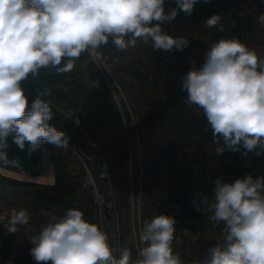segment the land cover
<instances>
[{
    "label": "trees",
    "instance_id": "trees-1",
    "mask_svg": "<svg viewBox=\"0 0 264 264\" xmlns=\"http://www.w3.org/2000/svg\"><path fill=\"white\" fill-rule=\"evenodd\" d=\"M164 8L170 12L176 8V0H165ZM178 12L186 17V27L174 26L171 21L162 28L189 41L183 50L155 51L151 42L144 45L138 41L135 48L117 52L110 39L100 49L105 68L84 53L71 72L41 69L38 77L29 74L21 86L30 106L47 91L49 95L41 98L53 109L49 123L69 134L84 155L99 163L105 217L110 226L118 228L119 249L128 248L135 259L144 246L139 240L144 222L163 214L176 220L179 243L173 242L174 251L180 253L184 264H194L221 241L224 227L210 219L202 198H214L217 179L233 182L247 175L264 177V150L246 152L241 145L239 151L225 148L217 154L203 109L187 102L183 77L193 67H202L207 51L221 38L238 39L264 57V25L257 23L258 16L264 14V0H198L190 15ZM214 14L221 16L222 32L205 25ZM191 52L195 59L187 68L178 71L172 66L158 80L160 66L174 57L187 62L184 58ZM106 71L118 86H110L112 79ZM118 89L122 97L117 96ZM220 142L223 144L222 138ZM42 145L54 164L53 183L20 180L0 171V210L7 212L0 226L3 255L12 257L15 264H37L30 253L34 246L30 238L50 219L45 213L61 218L72 208L98 224L113 246L111 232L102 224L101 198L99 202L95 193L98 188L88 180V171L94 177L93 166L69 141L67 147ZM139 187L143 203L137 226L133 203ZM21 208L28 210L29 224L10 233L8 219L12 211Z\"/></svg>",
    "mask_w": 264,
    "mask_h": 264
},
{
    "label": "clouds",
    "instance_id": "clouds-1",
    "mask_svg": "<svg viewBox=\"0 0 264 264\" xmlns=\"http://www.w3.org/2000/svg\"><path fill=\"white\" fill-rule=\"evenodd\" d=\"M198 0H176L166 12L165 0H0V162L9 160L7 138L29 152L47 142L67 147L68 137L50 124L53 109L44 91L28 109L21 86L31 74L53 68L71 72L76 60L87 53L103 59L100 49L109 40L117 52L135 48L138 41L155 51L183 50L189 41L173 37L162 25L178 11L191 14ZM264 25V14L257 18ZM206 27L223 31L220 15L206 20ZM187 102L203 109L211 126L215 152L264 150V57L238 39L221 38L211 45L202 67L183 77ZM223 140V144L220 142ZM257 155L260 151H257ZM210 219L223 224L222 239L194 264H264V177L247 175L233 182L215 181L214 198L203 197ZM197 210L201 208L198 205ZM50 219L30 238V253L37 264H184L174 251L176 238L172 216L156 215L145 221L139 240L144 246L135 259L128 248L117 251L109 236L78 208ZM27 209L15 211L6 224L17 233L29 224Z\"/></svg>",
    "mask_w": 264,
    "mask_h": 264
},
{
    "label": "crops",
    "instance_id": "crops-1",
    "mask_svg": "<svg viewBox=\"0 0 264 264\" xmlns=\"http://www.w3.org/2000/svg\"><path fill=\"white\" fill-rule=\"evenodd\" d=\"M8 148L5 150L9 160H15V166L0 162V171L10 177L39 183H52L54 180V164L50 152L41 146L36 152H20V148L13 142L12 136L7 138ZM27 149L29 145L26 142ZM2 221L4 213L0 210ZM0 264H15L12 257H6L0 252Z\"/></svg>",
    "mask_w": 264,
    "mask_h": 264
},
{
    "label": "rangeland",
    "instance_id": "rangeland-1",
    "mask_svg": "<svg viewBox=\"0 0 264 264\" xmlns=\"http://www.w3.org/2000/svg\"><path fill=\"white\" fill-rule=\"evenodd\" d=\"M173 22H174V26L181 27V26H184L185 25V23L187 22V19H186V17H184L182 14H180L178 12V15L175 17V19L173 20ZM184 27H186V26H184ZM193 53L194 52H191L190 55H188L187 57L184 58V60H187V62L183 61L181 59V57H174V58L170 59V61H169V63L167 65L160 66L158 68L159 69L158 75H157L158 80L163 79L164 74L167 73V72H169V69L172 66H174L176 69H178V71L187 68V65L189 64L188 62H193L194 59H195ZM95 62L97 63V65L100 68H105L106 67L105 63L103 61H101V60H96ZM106 72H108L110 74L109 76L112 79V82L109 81L110 86L111 85L112 86L113 85L118 86V84H117L116 80L114 79V77L112 76L111 72L110 71H106ZM141 88H142V83H141ZM118 91L119 92H118V95L117 96L118 97H122L123 96L122 91L120 89H118ZM75 122H78V121L75 119ZM23 151L24 152H29V149H27V145H25V148L23 150H20V152H23ZM36 151H38V150L36 149L34 152H36ZM89 173H91V172L89 171ZM91 175H92V173H91ZM88 180H90V181L93 182V179L92 178H89ZM53 182H54V180L52 181V183ZM47 184H49V183L47 182ZM140 192H141V190H140V187H139L137 198H136V195H135V197H134V203H133L134 204V210L137 208V212H138V215H137V212H134V213H136V225L137 226L139 225L140 209H141V205L143 203V197L141 196V193ZM95 193H96L97 199L100 202L101 196L99 194V191L96 188H95ZM135 194H136V191H135ZM13 213H14V211H12V214ZM4 215L6 216L7 215V212H4ZM1 224H2V216L0 215V226H1ZM139 233H140V231H139Z\"/></svg>",
    "mask_w": 264,
    "mask_h": 264
},
{
    "label": "water",
    "instance_id": "water-1",
    "mask_svg": "<svg viewBox=\"0 0 264 264\" xmlns=\"http://www.w3.org/2000/svg\"><path fill=\"white\" fill-rule=\"evenodd\" d=\"M31 106L28 103V108H30ZM58 130V129H57ZM65 133V132H64ZM66 136L68 137V141L72 144L75 152H77V154H79L82 158H84L85 160H87L94 168L95 173H94V177H93V183L95 186H97L99 194L101 196V204H100V216H101V220H102V224L109 229V231L111 232L112 238H113V247L115 249H117V251L119 250V231L117 226H110L106 220L105 217V212H104V205H105V200H106V196H105V192L104 189L102 187V185L99 184V177L101 174V167L99 165V163L89 157H87L86 155H84L81 150L79 149L76 141L67 133H65Z\"/></svg>",
    "mask_w": 264,
    "mask_h": 264
},
{
    "label": "built area",
    "instance_id": "built-area-1",
    "mask_svg": "<svg viewBox=\"0 0 264 264\" xmlns=\"http://www.w3.org/2000/svg\"><path fill=\"white\" fill-rule=\"evenodd\" d=\"M89 172V171H88ZM89 178H92L93 179V175H91V173H89ZM4 218V217H3ZM0 250L2 251L3 250V246H2V243L0 241ZM2 253L4 254V252L2 251Z\"/></svg>",
    "mask_w": 264,
    "mask_h": 264
}]
</instances>
